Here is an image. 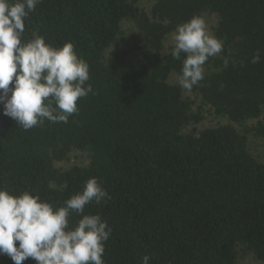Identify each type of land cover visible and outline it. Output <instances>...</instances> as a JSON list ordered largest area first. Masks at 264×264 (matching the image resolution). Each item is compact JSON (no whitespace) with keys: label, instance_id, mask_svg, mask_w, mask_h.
<instances>
[{"label":"trees","instance_id":"16d2710c","mask_svg":"<svg viewBox=\"0 0 264 264\" xmlns=\"http://www.w3.org/2000/svg\"><path fill=\"white\" fill-rule=\"evenodd\" d=\"M143 1L42 0L30 13L24 38L37 31L53 47L72 43L93 91L68 123L29 130L0 105V188L59 207L97 178L110 199L85 214L112 229L105 264L145 255L150 264L264 262V161L248 146L249 137L264 141V0ZM206 13L224 48L187 92L172 79L184 56L174 59L166 40ZM254 54L260 63H250ZM205 107L227 122L187 130ZM74 150L87 161L59 167ZM0 264L13 261L0 255Z\"/></svg>","mask_w":264,"mask_h":264},{"label":"clouds","instance_id":"9594fccd","mask_svg":"<svg viewBox=\"0 0 264 264\" xmlns=\"http://www.w3.org/2000/svg\"><path fill=\"white\" fill-rule=\"evenodd\" d=\"M41 2L0 0V105L24 130L45 119L68 123L78 112L77 101L93 91L86 83L89 65L78 58L72 43L53 47L37 31L24 38L25 20ZM172 40V57L184 56L177 83L191 92L204 80L205 63L223 51L224 42L210 32L201 15L178 24ZM260 61L254 54L250 63ZM107 199L108 191L95 177L59 207L28 191L13 195L0 188V255L13 264L28 258L37 264H105L102 256L112 229L100 214H85V208ZM75 216L81 218L73 225ZM150 260L145 255L141 264Z\"/></svg>","mask_w":264,"mask_h":264},{"label":"rangeland","instance_id":"374dc122","mask_svg":"<svg viewBox=\"0 0 264 264\" xmlns=\"http://www.w3.org/2000/svg\"><path fill=\"white\" fill-rule=\"evenodd\" d=\"M153 1L154 0H144L142 5L144 7H146V9H147L152 4ZM202 16L205 18L206 23L208 25V28H209L210 32L213 34V28L216 24V16L211 15V14H207V13L203 14ZM173 33H171L167 37L166 45L173 42V40H172V34ZM177 77L178 76H174L172 79L177 81ZM196 105H198V103H196ZM196 105L194 106L195 108H196ZM202 114H203L202 120L199 123H197L196 125H189L187 130H189V131L195 130L196 131V130L205 128L207 126H212V125L214 126V125H218L220 123L227 122V119L225 117L217 116L211 110H207V107H205V109H202ZM248 146H249V148L253 154L257 155V157H259L261 160L264 161V141L262 139L249 137L248 138ZM86 157L87 156L85 153L74 150L71 153L69 160L57 163V165L59 167L63 168V167L69 166L70 164H73V163L83 164L87 161ZM239 264H264V262L255 260L252 256L247 255V256L240 259Z\"/></svg>","mask_w":264,"mask_h":264}]
</instances>
